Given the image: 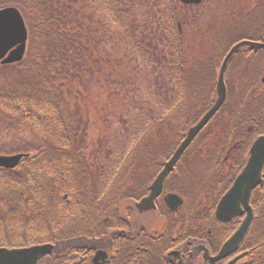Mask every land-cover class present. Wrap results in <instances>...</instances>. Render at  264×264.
<instances>
[{"label": "trees", "instance_id": "1", "mask_svg": "<svg viewBox=\"0 0 264 264\" xmlns=\"http://www.w3.org/2000/svg\"><path fill=\"white\" fill-rule=\"evenodd\" d=\"M123 1L125 0H115V12L118 15L125 12L123 6L126 2ZM155 1L157 3L150 7L153 12L152 21H148L143 33L151 26L155 28L159 25L162 36L155 29L150 38H138V49L142 52L139 53L144 54L146 62L149 61L155 68L147 77L150 78L151 75L157 84L161 82L167 88L166 95L170 91L173 92L170 103L176 107V114L184 113V99L187 96L198 99L208 96L207 109L214 100L215 70L212 67H201L198 71L188 68L178 50L169 53L158 52L159 42H166L167 31L164 27L167 26V20L157 21L161 16L157 7L163 6V2ZM127 2L131 3L132 0ZM143 5L146 6V3ZM6 6L17 7L22 12L29 40L25 59L21 63L0 65V123L12 128L17 122L24 120L28 125L44 132L47 138L36 151H24L30 154V157L17 169H0V248H25L51 243L55 245L54 252L43 259L41 264L68 263L83 249L98 248L99 243L109 245L110 239L125 236L120 231L112 232L110 228L113 212L104 209L99 198L104 191V185L98 194L96 182L99 181V173L95 175L89 160L80 153L86 146V131L81 127L83 122L72 112L69 99L61 88L62 83L66 81L73 82L74 85L69 84L75 86L76 81L87 79L100 70L96 69L97 61L88 53L89 46L79 42L78 29L84 25H79L78 12L77 19L70 12L64 16L63 10L69 8L65 7L63 0H0V8ZM129 32L130 41L134 43V36L138 32ZM173 33L171 28V34ZM167 38L172 40L170 45L165 46L171 48L176 38ZM146 39L149 43L145 46ZM58 81H61V85L57 84ZM228 88L229 98L223 113L233 108L234 89L232 85ZM188 91L193 93L188 94ZM256 93L254 89L247 98L242 99L239 118L232 124L225 144L219 145L218 154L205 163L209 167L211 178L215 179L216 170L222 166L221 159L232 149L230 170L218 175L215 188L208 192L211 196L208 198L211 200L208 208L210 210L205 212L200 207L203 197L208 196L205 191L211 190L208 189L204 178H199L194 170L197 165L203 163L199 160L200 153L193 157V161H189L188 150L178 164L179 177H174L172 186L168 185L167 189L175 191L185 199L184 207L175 217L164 208L160 212L168 222L173 221L174 226H167V234L159 244H155L145 235L144 253L140 260L137 256L132 258L131 254L126 252L113 259V264H120L124 259H130L134 264H163V254L175 241L185 242L187 239L194 244L218 242L215 207L232 184L233 176L240 173L245 166L253 142L264 135V107L259 103L250 106L257 101ZM163 96L162 100L167 101L168 97ZM253 109L259 111L249 115ZM185 110L187 117L172 150L167 153L168 147L159 144V147H154L146 156L147 159L144 157L152 168L148 184L161 170L162 161L168 160L172 151L177 148L186 130L195 125L203 114L188 108ZM147 112L149 113L145 119L146 125H165L167 116L164 110L157 116L151 115V109ZM249 127L252 129L246 130ZM205 164L201 167H205ZM252 207L255 219L241 244L240 253H248L244 264H264V184L254 192ZM105 219H108L107 223L104 222ZM238 221L239 219H236L231 226L237 227ZM202 223L210 224L217 233L213 236L207 234L202 228ZM174 227L178 228L180 233L175 241L171 240ZM109 231L112 232L110 236L107 235ZM218 237L221 241L227 239L223 235Z\"/></svg>", "mask_w": 264, "mask_h": 264}, {"label": "rangeland", "instance_id": "2", "mask_svg": "<svg viewBox=\"0 0 264 264\" xmlns=\"http://www.w3.org/2000/svg\"><path fill=\"white\" fill-rule=\"evenodd\" d=\"M127 1L129 0L123 1V3L126 2L123 6L125 12L118 15L115 12V0H63L65 7L69 8L62 9L64 16L70 12L77 19L78 12L79 25H84L83 28L78 29L79 42L89 46L88 53L94 61H97L96 69L100 70L93 76H88L87 79L76 81L75 86L73 82H69L73 84L71 85L67 81L62 85L61 81H58L57 84L62 86L64 95L69 99L72 112L76 113L77 118L83 122L81 127L86 131V146L80 153L89 160L95 175L99 173L96 190L100 194L104 185L103 199L110 198V191L115 195L117 187L119 194L126 176L128 178L139 176L146 180L152 176V168L144 157L147 159L146 156L154 147H159V144L169 148L176 143L179 131L187 117L185 109L191 105L190 101L184 100V113L176 114V107L170 103L173 92L170 91L166 95L167 88L161 82L157 84L151 75L150 78L147 77L155 68L149 61L146 62V56L144 59V54H141V50L138 49L140 45L138 38L141 36L142 39L150 38L155 29L162 36L159 25L155 28L147 27L148 29L143 33L148 21H152L153 12L150 7L157 2L132 0L128 3ZM159 1L163 2V6L157 7L161 15L157 21L167 20V26L164 27L167 32L165 33L166 42L162 41L158 44V52L169 53L172 50H178L182 54L183 61L187 62L188 67H195V71L200 70L201 67L206 69L213 61L210 60V53L214 55V63H216L218 57L227 50L224 46L226 41L223 42L221 38L224 40V34H230L231 22L236 20V14L240 18L250 17L254 22L264 21V9L258 14L250 12L252 7L250 0H203L201 4L190 7L175 1L171 5L170 0ZM143 3H146V6ZM252 21H250L251 24H253ZM154 23L156 25V21ZM171 28L174 31L173 35ZM129 31H140L135 34L134 43L130 41ZM253 32L256 33L255 36L264 38V30ZM171 36L176 39L169 48L165 45H170L172 39L167 37ZM231 36L234 37V33ZM215 38L220 39L223 45L218 46L219 40ZM146 40L145 46L149 43V40ZM229 80L234 89L233 108L227 113L221 112L220 116H217L218 120H214L193 144L192 149H189V158L187 157L189 161H193V157L200 153L199 160L207 163V160L217 152L218 144L220 142L225 144L232 124L239 118L238 112L240 113L242 99L247 98L254 89L257 92L255 95L257 101L250 106L259 103L264 107V52L259 54L258 58L245 53L239 54L232 64ZM216 83L217 81L214 84V93ZM160 91L162 95L159 94ZM190 93L193 92L188 91V94ZM163 95L168 97L167 101L162 100ZM214 97L215 100L216 94ZM194 102L193 110L198 112L205 100ZM149 109L153 111L151 115L156 116L161 110L165 111L167 120L164 126L146 125L145 119ZM258 111L253 109L248 114L254 115ZM46 138L47 135L44 132L28 125L24 120L17 122L12 128L0 123V155H15L28 150L36 151L37 147L43 145ZM227 157V154L224 155L221 163ZM228 162L230 158L225 166L222 165L221 169H217L215 173L223 174L231 163ZM134 163L139 165L138 169L133 170ZM205 163H200L194 168L198 177L204 178V182L212 180L208 171L209 167ZM204 164L206 168L201 167ZM203 172L205 175H202ZM212 183L213 180L209 184ZM129 205L132 206L131 200ZM121 207L124 211L127 209V204L123 203ZM135 219L140 220L139 217ZM142 219L147 223L146 229H150L151 234L165 229V220L161 213L152 212ZM245 261L238 264H244Z\"/></svg>", "mask_w": 264, "mask_h": 264}, {"label": "water", "instance_id": "3", "mask_svg": "<svg viewBox=\"0 0 264 264\" xmlns=\"http://www.w3.org/2000/svg\"><path fill=\"white\" fill-rule=\"evenodd\" d=\"M180 1L184 4H199L201 2V0ZM27 41L28 31L21 12L14 7L0 9V63L3 65H10L21 62L26 54ZM244 46H249L251 50L257 52L259 49L264 48V43L243 41L231 50L220 71L217 84V101L215 105L195 126L188 130L184 141L175 151L172 158L165 163L163 170L150 187V195L142 199L136 205L140 212H147L156 209L155 200L163 191L166 177L174 171L176 164L179 162L184 152L225 103L227 89L224 82V74L233 54ZM25 156L27 155H0V169H15L20 165V162ZM263 169L264 136L259 137L253 144L245 168L236 178L231 189L219 202L216 216L222 222H229L234 217L241 216L245 213L247 215L239 230L226 242L219 255L210 259L212 263L235 252L244 240L254 217L253 210L250 206L252 192L262 182ZM165 203L170 211L177 212L183 204V200L176 194H168L165 197ZM199 249H204L205 258H209V253L205 248ZM52 250V245H37L29 248L11 250L0 248V264H38L43 257L51 254ZM242 257H244V255L238 257L234 262ZM104 258H106V254L104 252H98L95 262Z\"/></svg>", "mask_w": 264, "mask_h": 264}, {"label": "flooded vegetation", "instance_id": "4", "mask_svg": "<svg viewBox=\"0 0 264 264\" xmlns=\"http://www.w3.org/2000/svg\"><path fill=\"white\" fill-rule=\"evenodd\" d=\"M252 1V7L250 9V12L257 13L264 9V0H250ZM245 4L246 1H245ZM246 10L247 7L244 5ZM243 10V9H241ZM264 15V14H263ZM240 29H242L244 32L247 33H254L253 31L256 32H262L264 30V21H256L252 26L250 21V17L243 16L239 17L236 14L235 18ZM180 28V26H179ZM234 30V29H233ZM250 30L251 32H248ZM258 35H260L258 33ZM164 163H162V168L163 169ZM133 170L138 169V164L134 163ZM131 165V166H132ZM129 166V167H131ZM159 171V173L161 172ZM177 170V168H176ZM159 173L154 177L153 180L148 184L147 181L143 177L140 178L139 176H131L127 177L126 180L124 181V184L120 187V191L118 194V187L115 188L116 194L114 195L109 192L110 198L103 199V192H101V200L100 204L101 206L106 209L109 212H113L112 218L110 219V228H112V232L114 231H120L125 236H120V239L118 237L110 239V244L103 245L105 248H88V249H83L81 250L77 258L75 257L74 262H71L72 264H88L90 262L91 264H113V259H115L118 254L121 253H129L131 254V257H139V260L142 258V255L144 253V239L145 235H148L155 244L161 243L162 239L166 236L167 234V226H174L173 221H166V226L164 231L161 229L159 232L155 233H150V229H146V222L143 221L142 218L145 216H148L149 213H152V211L149 212H139V210L136 208L137 203H139L142 199H144L146 196L150 194V187L154 183L155 179L159 175ZM175 172L169 174L167 178L165 179L164 182V188L161 193V196H159L155 203L157 206L158 212H161L164 209L166 211L170 212L165 204V196L170 194L171 192L174 191H169L167 190L169 186H172V182H174L173 178L175 176ZM105 189V188H104ZM111 200V201H109ZM132 201V206L129 205V201ZM125 203L127 204V209L123 211L122 209V204ZM210 210V209H206ZM171 213V212H170ZM115 215V216H114ZM152 215V214H151ZM172 217L177 216L176 214L171 213L170 214ZM139 217L140 220H136L135 218ZM105 223L108 222V219L104 220ZM232 223V222H231ZM231 223H222V225H219V233L217 235L218 242H208L207 244L205 243H197L194 244L191 241H188L186 239L185 242H176L179 238V230L178 228L174 227V231L172 232L171 240H174L175 243L171 248L163 254V264H230L237 256L238 252H233L229 256L222 258L221 260H218L214 263L211 262V258H215L220 252L225 244V241L229 240L235 233L236 228H233L231 226ZM203 230L206 231L207 234L213 236L217 232L213 231V228L210 227L209 224L204 223ZM112 232H108L107 235H111ZM225 236L227 239L224 241H221V239L218 236ZM226 241V242H227ZM100 244V243H99ZM177 244V245H176ZM176 245V246H175ZM206 248L209 253V258H205V250L204 249H199V248ZM98 251H103L106 252L108 255L107 258L101 259L99 262H95L96 255ZM70 263V264H71ZM120 264H134L131 263V260L124 259Z\"/></svg>", "mask_w": 264, "mask_h": 264}]
</instances>
